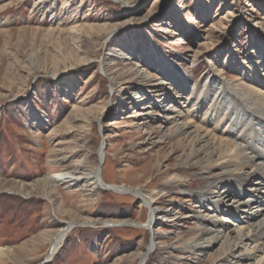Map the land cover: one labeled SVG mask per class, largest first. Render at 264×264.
<instances>
[{
	"label": "rangeland",
	"instance_id": "374dc122",
	"mask_svg": "<svg viewBox=\"0 0 264 264\" xmlns=\"http://www.w3.org/2000/svg\"><path fill=\"white\" fill-rule=\"evenodd\" d=\"M35 1L0 0V264H224L220 241L205 234L216 207L195 196L205 182L193 160L179 168L190 142L168 137L162 107H150L180 82L174 69L200 85L215 68L227 82L264 84V0H44L34 9ZM120 50L111 71L103 60ZM159 57L173 67L165 80ZM80 161L130 190L87 195L38 181ZM174 174L186 177L184 191L167 183ZM131 189L158 200L150 226ZM222 199L218 223L237 238L246 223L223 209L238 197ZM73 219L47 258V239ZM239 251L242 263L260 259L250 239Z\"/></svg>",
	"mask_w": 264,
	"mask_h": 264
},
{
	"label": "bare ground",
	"instance_id": "6f19581e",
	"mask_svg": "<svg viewBox=\"0 0 264 264\" xmlns=\"http://www.w3.org/2000/svg\"><path fill=\"white\" fill-rule=\"evenodd\" d=\"M43 2L44 0L35 1L34 9L40 7ZM177 8L178 6H175L173 13H177ZM120 51L118 54L108 53L103 60L109 70H115L114 64L125 55L123 50ZM163 60L164 57L158 59L161 67H164L161 72L162 80H165L169 69L173 67L163 63ZM220 70L215 68L203 81V85H200L191 83L185 72L174 69V73L177 72L180 76V82L175 84V91L160 89V95L153 100L150 108L162 107L166 121L172 125L168 137L178 135L182 141L190 142V149L183 154L179 168H186L193 160L196 175L205 182L204 187L197 190L195 196L204 207L205 202L216 207V213L212 215L210 227L205 229V234H209V243L220 241L221 254H227L228 258H225L224 264H264V84L253 77L251 79L253 74L245 70H241L242 77H247L246 79H251L252 82L245 85L227 82L221 78ZM110 73L112 75V72ZM257 74L262 81L264 77L260 73ZM113 76L111 78L115 79ZM164 101L166 106L162 105ZM83 161L71 169L56 172L38 181L43 187L53 182L63 188L78 189L87 195L97 194L103 186L100 169L95 166L88 167ZM219 170L221 172L217 173ZM185 180V176L174 174L170 175L167 183L177 182L179 188L184 191ZM113 186L108 185L110 188ZM115 188L121 190L120 193L130 190L125 186ZM22 189L19 185L16 190L21 192ZM131 193L136 194L148 207L147 226H150L157 215L155 203L158 200L151 193L145 194L138 189H131ZM223 194H226V197H238L237 202L227 205L228 208L223 211L246 223L245 226L237 227V238L234 236V239L230 238L231 229L218 223L217 219ZM73 220L60 225L52 235L49 234L47 244L51 240L52 243L47 258L57 252L66 235L77 225L76 220ZM123 221L129 222L127 219ZM110 222L103 220L105 225H111ZM243 227L248 228V234L241 233ZM249 239L256 243V251L260 254L257 263H242L247 258L240 251L235 252L238 243ZM5 255V249L0 246V258ZM137 256L142 263L147 254L141 251Z\"/></svg>",
	"mask_w": 264,
	"mask_h": 264
},
{
	"label": "water",
	"instance_id": "95a60500",
	"mask_svg": "<svg viewBox=\"0 0 264 264\" xmlns=\"http://www.w3.org/2000/svg\"><path fill=\"white\" fill-rule=\"evenodd\" d=\"M103 147H104V143L102 142L101 145H100V149H99V152H100L99 156H100V157L102 156V150H103ZM102 184H103V186H104L105 188H107V189H111V190L116 191V192H119V193H120V191H121V190H119L118 188H115L116 186H115V187L113 186L112 188H110V187H108L107 184H105V183H103V182H102Z\"/></svg>",
	"mask_w": 264,
	"mask_h": 264
}]
</instances>
